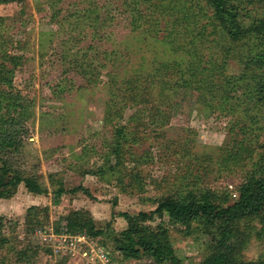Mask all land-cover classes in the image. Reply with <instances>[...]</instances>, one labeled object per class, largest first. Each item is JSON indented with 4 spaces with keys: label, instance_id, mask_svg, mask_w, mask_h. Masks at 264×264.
Returning a JSON list of instances; mask_svg holds the SVG:
<instances>
[{
    "label": "rangeland",
    "instance_id": "rangeland-1",
    "mask_svg": "<svg viewBox=\"0 0 264 264\" xmlns=\"http://www.w3.org/2000/svg\"><path fill=\"white\" fill-rule=\"evenodd\" d=\"M243 7L245 23L264 16V0H245ZM0 17L5 18L1 36L13 40L9 51L23 55L15 88L32 102L27 114L12 113L19 150H1L0 165L5 158L19 169L42 173L49 188V194L36 195L21 184L15 196L0 198L5 224L0 237L9 240L0 243V264H91L79 245L60 241L46 244L52 254L30 250L29 261H19L33 205L50 207L48 230L71 209L91 211L99 224L111 223L98 242L109 246L116 264H156L147 257L126 260L115 248L112 236L127 226L119 213L149 212L167 194L192 189L227 191L237 198L239 185L264 165V107L255 97L264 68L252 61L258 47L249 38L231 44L211 20L206 0H20L1 4ZM214 63L225 66L222 76L212 78L220 89L215 97L201 90ZM169 64L184 70L174 72ZM226 77L232 87L225 85ZM150 80L170 85L163 95L158 84L147 90L149 103L139 104L140 111L127 106L122 93L132 86L143 89ZM117 125H129L125 163L130 168L141 161L143 190L123 191L117 174L106 170L116 162L107 156ZM60 183L67 192L53 205L52 191ZM40 217L32 223H47ZM160 223L169 227L185 264L203 259L198 234L184 236V227L168 216L152 224ZM249 225L246 259L264 261V223L258 218ZM37 232L30 235V247L41 241Z\"/></svg>",
    "mask_w": 264,
    "mask_h": 264
},
{
    "label": "trees",
    "instance_id": "trees-1",
    "mask_svg": "<svg viewBox=\"0 0 264 264\" xmlns=\"http://www.w3.org/2000/svg\"><path fill=\"white\" fill-rule=\"evenodd\" d=\"M16 1L20 0H0V5ZM157 1L161 4H168L173 0ZM244 2L245 0H206L211 11V20L231 44L237 45L248 38L255 41L258 48L252 61L254 65L262 69L264 68V16L251 23H245L242 13ZM4 22L5 18L0 17V26ZM12 43V39H5L0 34V152L2 150L9 154L17 152L20 145V141L16 139L20 132L11 130V125L17 122L12 113L23 116L32 108V102L27 100L14 85L15 73L19 65L22 64L23 55L9 51V48L13 47ZM223 61L225 63V58ZM214 64V67L207 72L201 87V90H205L213 97L217 96L220 89L215 81H212V78L216 79V77L222 76L225 69L224 65L216 66L217 63ZM168 67L174 72L184 70L183 67L179 66V68L175 64H169ZM256 76L254 74L255 78ZM147 82L149 85L143 89L132 86L122 93L123 101L128 103L127 106L131 105L140 111L142 107L139 104L149 103L147 90L154 89L158 84L160 94L163 95L164 90L170 85L169 81L156 83L150 80ZM224 83L230 87L235 84L232 79L227 77ZM255 97L256 103L264 107V77L260 79L255 88ZM125 105H121V111H124ZM149 111H163V109L150 107ZM139 125L140 123L137 125L136 122L133 125L136 137L139 135ZM128 128L129 125H117L114 147L110 155L107 156L108 161L111 156H114L116 162L108 164L106 170L117 174L123 191L133 192L143 190L145 183L142 170L139 169L141 161L130 168H127L125 163L127 154L125 146L131 142L127 132ZM140 157L136 156L135 158L140 160ZM2 161L0 165V198H12L21 184H24L32 194H49V188L41 182L42 173L19 169L9 159L4 158ZM49 178L50 184L53 186V174H50ZM84 190L91 195L88 189ZM66 192L67 189L62 183L54 188L52 191L53 205L60 204L61 196ZM237 192V198L227 191L219 192L211 188L173 192L160 198L156 202L155 209L149 212L140 211L136 214L121 212L119 215L125 218L127 226L112 236L114 246L126 260L147 257L156 264H185V259L175 252L169 227L162 223L156 226L152 224L157 217L168 216L173 224L184 227L182 231L184 236L198 234L197 239L202 240L205 255L198 264H264V261H248L245 255L251 237L250 222L259 218L264 223V165L261 162L259 168L255 169L239 185ZM28 211L32 218L26 219L25 242L27 245L17 251L19 261L25 262L29 261L30 250L37 253L42 249L48 254H52L54 251L52 246L39 243L34 248L30 247V235L33 232L48 231L45 225L50 223V207L33 205ZM42 214L46 216L47 223L43 219L32 223V220L41 218ZM4 225V217L0 215V232ZM111 228L110 222L101 225L91 211L83 209L69 210L66 214L59 216L52 226L55 233L66 231L92 238L107 235ZM8 242L6 236L0 237L1 245Z\"/></svg>",
    "mask_w": 264,
    "mask_h": 264
},
{
    "label": "built area",
    "instance_id": "built-area-1",
    "mask_svg": "<svg viewBox=\"0 0 264 264\" xmlns=\"http://www.w3.org/2000/svg\"><path fill=\"white\" fill-rule=\"evenodd\" d=\"M37 235L41 240L39 241L40 245H46L48 242L55 243L56 241L69 242V244H74L75 247L79 245V250L77 251L88 263L116 264L109 246L100 244L98 242L99 237L92 238L83 234H71L66 231L55 233L53 229L48 231H38Z\"/></svg>",
    "mask_w": 264,
    "mask_h": 264
}]
</instances>
